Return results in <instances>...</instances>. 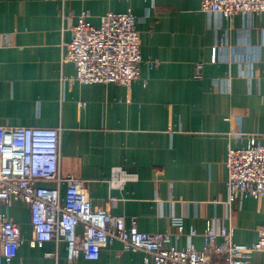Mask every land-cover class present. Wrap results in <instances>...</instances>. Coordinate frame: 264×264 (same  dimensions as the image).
<instances>
[{
    "label": "crops",
    "instance_id": "1",
    "mask_svg": "<svg viewBox=\"0 0 264 264\" xmlns=\"http://www.w3.org/2000/svg\"><path fill=\"white\" fill-rule=\"evenodd\" d=\"M125 11L135 16L140 77L129 87L74 80L73 63L63 60L67 16L76 23L84 12L97 26L105 13ZM198 62L202 76L194 78ZM0 123L59 127L60 170L85 180L93 205L135 217L140 231L171 233L166 247H186L188 237L174 231L194 227L200 250L208 220L217 230L229 225L228 145H246L249 134L264 142V13L228 18L202 11L200 0H0ZM114 168L135 178L119 174V185ZM0 210L23 237L10 264H69L65 242L30 245L24 202ZM232 225L235 241L255 242L264 198L237 204ZM143 256L115 240L76 264H143ZM260 259L252 253L251 264Z\"/></svg>",
    "mask_w": 264,
    "mask_h": 264
},
{
    "label": "built area",
    "instance_id": "2",
    "mask_svg": "<svg viewBox=\"0 0 264 264\" xmlns=\"http://www.w3.org/2000/svg\"><path fill=\"white\" fill-rule=\"evenodd\" d=\"M200 8L230 18L237 13H264V0H200ZM86 16L82 12L76 23L67 16L72 36L63 60L73 63V79L82 83L117 82L129 87L140 77L141 53L134 14L107 12L97 26L87 23ZM223 44L224 37L219 48ZM202 67L201 62L196 63L194 78L202 76ZM60 132L59 127L0 123V205L9 206L14 201L26 204L33 232L30 245L50 240L65 242L69 264H76L80 258L97 259L100 250L115 240L125 251H142L143 264H251L254 252L261 256L258 264H264V225L257 240L249 245L233 239L232 225L237 204L248 197L264 198V142L257 135H247L242 147L228 145L224 165L229 225L217 230L214 221L208 220L200 233L203 247L198 250L191 242L199 234L194 227L179 224L174 231L176 237H188L186 247H166L164 242L171 233L140 231L135 217L126 219L93 205L85 180L60 170ZM119 174L135 178L132 173L114 168L113 179L119 185L123 184ZM44 181L55 185L46 186ZM22 241L18 223L0 210V264H10Z\"/></svg>",
    "mask_w": 264,
    "mask_h": 264
}]
</instances>
